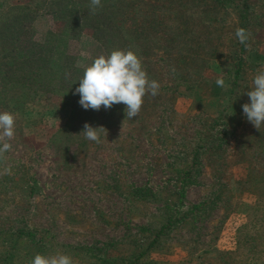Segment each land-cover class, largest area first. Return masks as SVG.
Here are the masks:
<instances>
[{"label": "rangeland", "instance_id": "obj_1", "mask_svg": "<svg viewBox=\"0 0 264 264\" xmlns=\"http://www.w3.org/2000/svg\"><path fill=\"white\" fill-rule=\"evenodd\" d=\"M1 1L32 5V0ZM147 1L150 7L143 4L144 19L160 22L164 16H172L180 23H176L178 30L184 32L183 22L193 18L188 31L197 37H176L171 48L164 34L171 29V21L164 28L148 22V36L152 33L158 38L150 44L149 54L141 55L159 74L160 93L155 109L139 113L143 118L113 119L100 132L101 143L96 144L80 135L85 122L79 124L82 128L78 131L71 125V108H63L57 96L39 94L17 112L0 103V111L16 117L15 136L9 141L12 148L0 155V240L27 229L56 244L47 255L66 254L67 246L103 248L112 244V257H122L128 263L136 260L135 255L145 253L152 241L141 229L160 223V209L166 201L172 205L179 198V171L191 165L195 150L204 152L199 148V134L228 129L229 139L220 157L208 160L205 154L200 159L198 184L184 189L177 219L193 207H204L220 194L219 185H226L221 200L207 207L203 216L196 214L199 210L188 214L191 225L180 224L163 235V242L137 264H264V179L246 184L249 172L264 175V159L247 157L253 135L259 130L243 112L239 114L242 105L249 102L246 91L252 77L257 70H264V0H244L239 8L223 9L209 2V6H200L201 11L198 0H184L192 1L190 19L179 7L173 11L165 8L173 1L178 4L177 0ZM245 5L247 18L243 20ZM201 12H208L209 17L207 24L198 26ZM38 14L31 27L35 44L42 45L46 35L59 31L63 24L41 11ZM212 18L216 19L213 23ZM143 21L129 14L123 24L128 29H143ZM242 23L249 33L246 44L235 36ZM68 52L77 66L105 54L90 30L71 40ZM167 55L189 60L191 70L185 74L191 79L190 88H176ZM239 61H243V80L232 94L230 74ZM217 79L225 81L224 87L217 86ZM223 103L228 109L212 128ZM101 115H93L88 124L102 127L105 120ZM217 169L220 173L215 176ZM253 237L252 247H257L251 253L248 244ZM12 245L10 242V247L0 250Z\"/></svg>", "mask_w": 264, "mask_h": 264}, {"label": "trees", "instance_id": "obj_2", "mask_svg": "<svg viewBox=\"0 0 264 264\" xmlns=\"http://www.w3.org/2000/svg\"><path fill=\"white\" fill-rule=\"evenodd\" d=\"M240 1L243 2L244 0H198L196 5L199 6L200 11L201 7L209 6V2L214 7H222V9L223 7L239 8L241 7ZM177 2L178 4L173 1L168 6L165 5V8L173 11L179 7V9L184 10L190 16L188 19L191 16L193 17L188 12L192 1L184 2V0H177ZM147 3H149L147 0H102V7L95 13H92L90 12V0H32L31 6L10 5L7 1H1L0 103L3 107L9 106L13 112H17L19 109H22L26 101L35 100V98L39 97V94L57 96L61 99L63 108H71V125L77 131L82 128L79 124L81 125L83 122L86 124L90 123L93 115L101 112L102 117L100 118L105 120L102 128L110 124L113 119H127L126 115H124L125 105L123 104L114 105L111 109H104L102 107L99 111L84 110L80 106L78 103L80 97L75 94V89L79 87L78 80L83 75V69L76 65V59L69 54L68 44L71 40L78 39L83 31L90 30L93 40L102 47L105 53L104 55H108L111 51L117 49L133 50L141 58L149 79L158 81L159 74L153 68V63L145 61L143 58L144 55H141L143 53L145 55L149 54L148 49L150 50V44L158 38L154 37L152 33L148 36L147 29L151 27L148 26V22H157L158 25H162L163 27V25H168L171 21V29L165 31L164 34L168 37L166 43L173 48L174 40L177 39L176 37L180 38L182 36L187 38L194 36L195 33L193 31H188L193 18L183 22L184 32L180 30L181 28L178 30L176 26V23H179L178 19L172 16L167 18L164 16L165 19H160V22L156 18L152 19V21H147L143 17V4L150 7ZM201 3L204 4L200 5ZM246 9L247 6L245 5L242 12L243 20L247 18ZM39 11L43 14L50 15L55 21L63 24L62 29L59 31L49 32L42 45L35 44V31L31 27L32 22L39 17ZM208 12H201L202 20H200L198 26L207 24L205 20L209 17ZM129 14H134L136 17L144 20L141 24L142 26L145 23L143 29H128L125 27L123 23ZM213 15L210 16L212 17ZM212 20L211 23L216 21L213 18ZM242 25L243 29L247 31L246 25L244 23ZM195 36L197 37L196 34ZM213 50L216 51V49ZM241 51L244 50L242 49ZM168 56L171 57L170 55ZM187 61L189 60H185V57L180 56L176 60L171 57L167 62V65L173 71L176 88L191 87V79L188 74H185L191 70V66L188 65ZM207 66L209 67V65ZM236 66L237 69H235L234 73L230 74L232 94L238 88L241 80H243L241 78L243 75V61H239ZM165 87L168 88L167 86ZM157 99L158 95H146L140 113H146V110L148 111L152 107H157L159 105ZM227 109L228 104L223 103L220 106L215 119L212 121V128L215 126L214 124L220 122ZM123 112L124 114L122 115ZM153 113L152 111L151 114ZM240 113H242V109L239 110ZM137 117L143 118L140 115ZM103 130L101 129L100 132H103ZM263 132L264 130H259L253 135L254 141L250 143L249 152L246 153L247 157L252 158V160L264 159ZM227 138L229 139L228 129L224 132L212 133L209 130L205 135L203 133L199 134V148H203L204 152H201L199 149L195 150L192 155L191 165H189L186 171H179L178 174L182 185L179 191V198L172 205H169L166 201L163 208L160 209V223L153 228L143 227L141 229L142 234L152 241L145 253L135 255L138 256L136 260L128 263L122 257H112L109 253V248L112 244H107L103 248H97L96 246H67L68 250L66 254L75 258L77 260L76 264H137L139 259L149 253L154 246L163 242L161 241L163 235L171 233L180 224L191 225L192 223H188L187 221L188 214L191 213L194 215L199 210V213L196 214L199 217L203 216L207 207L214 206L216 202L218 203L221 200L224 189L227 191L226 185H219L221 186L220 194L216 193L210 202L204 203V207H193L186 216L177 219L179 210L178 212L176 210L182 206V200L186 195L184 189L198 184L197 178L200 172V159L205 154L209 156L208 160L220 157ZM242 154L245 157L246 154L244 151H242ZM219 173L220 170L217 169L215 176H218ZM249 174L250 176L246 184L256 180L263 181L264 179V175L260 176L255 172H249ZM156 200L155 202H158ZM250 225H246L245 228H248ZM260 228L262 229L261 226ZM252 240H254V237L249 240L248 244L251 253L257 247V244L252 247ZM10 242H13L10 249L5 248V251L0 250V264H30L31 259L36 254L47 255L49 251L52 252L54 248H57L55 246L56 244L54 245L52 241L50 243L46 241L45 236L38 238L37 233L28 231L27 229H19L10 236H6L0 240V248H4L5 246L10 247L8 246Z\"/></svg>", "mask_w": 264, "mask_h": 264}, {"label": "clouds", "instance_id": "obj_3", "mask_svg": "<svg viewBox=\"0 0 264 264\" xmlns=\"http://www.w3.org/2000/svg\"><path fill=\"white\" fill-rule=\"evenodd\" d=\"M101 7L102 0H90V12L95 13ZM235 36L241 44H246L249 39V33L243 28H237ZM78 66L82 67L83 75L78 80L75 94L79 95L78 103L84 110L99 111L102 107L111 109L123 104L126 118L134 119L142 109L145 96L159 94V81L149 79L141 58L133 50H113L108 55L97 56L90 64ZM216 84L224 87L225 81L217 79ZM246 95L249 102L242 105V112L247 121L260 130L264 127V70H257ZM15 124V114L0 111V155L12 148L9 141L15 136ZM101 129L104 128L85 124L80 135L99 144ZM30 264H73V259L59 252L36 254Z\"/></svg>", "mask_w": 264, "mask_h": 264}]
</instances>
